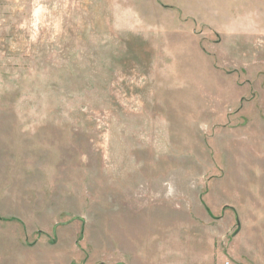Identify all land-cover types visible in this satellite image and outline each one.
<instances>
[{
    "label": "rangeland",
    "instance_id": "374dc122",
    "mask_svg": "<svg viewBox=\"0 0 264 264\" xmlns=\"http://www.w3.org/2000/svg\"><path fill=\"white\" fill-rule=\"evenodd\" d=\"M248 1L0 0V264H264Z\"/></svg>",
    "mask_w": 264,
    "mask_h": 264
},
{
    "label": "crops",
    "instance_id": "0c3cea01",
    "mask_svg": "<svg viewBox=\"0 0 264 264\" xmlns=\"http://www.w3.org/2000/svg\"><path fill=\"white\" fill-rule=\"evenodd\" d=\"M248 2H249V3H253L255 7H259V8H260V9H259V12L262 13V14L264 15V10L261 9V8H264V0H250V1H248ZM259 28H260V30H261V28H262V29H263V32H264V26H263V27L260 26Z\"/></svg>",
    "mask_w": 264,
    "mask_h": 264
}]
</instances>
